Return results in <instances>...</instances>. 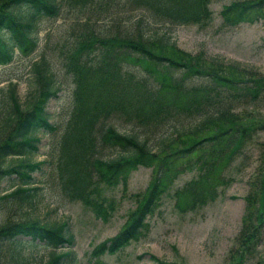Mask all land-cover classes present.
<instances>
[{
    "label": "rangeland",
    "instance_id": "1",
    "mask_svg": "<svg viewBox=\"0 0 264 264\" xmlns=\"http://www.w3.org/2000/svg\"><path fill=\"white\" fill-rule=\"evenodd\" d=\"M254 1L257 0H197V3L195 0H148L147 3L152 7L147 9L149 14L146 13L149 25L157 27L158 32L164 33L175 44L156 45L150 50L198 70L207 69L228 77H245L243 73H236L234 68L237 66L255 70L259 76H264V21L241 20L227 24L221 15V11L232 2L240 6ZM140 2L146 1L57 0L56 14L40 16L33 21L37 38L35 50L26 56L16 51L10 62L0 65L1 114L5 110L10 84H13L16 98L22 106L29 104L34 97L37 98V91L44 85L43 78L37 81L39 68L44 71L39 76L47 73L52 81V89H57L56 95L46 103L49 121L55 129L36 133L39 139L36 150L20 157H6L5 164L13 165L26 160L43 162L40 169L33 173L34 185L39 187L36 207L25 209V216L51 225H62L73 234L74 242L71 246L65 244L53 247L43 242L23 240L20 247L27 260L25 264H47L55 254L61 252H68V255L60 264H153L155 258L177 264H233L228 256L229 251L242 239H237L241 216L247 211L253 216L251 222L256 223L258 220L255 215L262 195L261 183L259 188H250L249 182L256 175L257 169L264 165L260 160L264 152V130L254 135L246 149V156L239 155L227 166L224 178L230 175L233 178L231 181L219 182L220 185H212L213 176L207 177L205 172L200 178L199 171L195 170L196 164L174 168L183 162L169 155L176 148V143L164 155V152L155 151L157 154H152L147 164H137L127 170L123 168L122 177L116 175L108 178L110 167L102 164L97 167L98 175L109 181H103L97 175H93L90 180L88 174L87 177H78L79 173L76 174L80 161H73L72 158L79 159L81 155L80 146L84 142L85 131L78 139L81 127L74 138L72 135L76 129H69L74 84L66 64V54H69L73 42L86 29H106L109 25L115 29L118 23L133 22L142 9H146ZM231 11L237 13L235 9ZM163 12L169 15L171 22L160 20L165 17ZM195 15L198 19L191 21ZM179 16L189 20L179 22L172 18ZM80 55L92 59L86 52H80ZM97 61L104 68V62L101 59ZM140 64L138 68L150 71L151 76L155 75L157 83L162 82L163 89L157 91L158 99L154 93L148 103L141 101L138 113L136 110L129 113L123 110L124 114L132 115L117 118L115 128L120 132L135 130L152 144L156 142L154 138L164 133L175 134L174 125L179 127L178 120L168 121L164 115V119L152 125L142 124L143 119L139 118H142L143 113L146 118L147 111L155 114L170 112L167 103L175 94V82L172 75L156 71L148 61ZM130 83L131 89L126 94L128 99H134L132 88L135 80ZM98 85L102 83L98 82ZM103 86L107 91L115 88L109 83ZM178 97L176 102L179 103H176L173 112L182 115L191 113L196 107L193 104H197V97L189 91L186 96ZM125 109L131 110L130 106ZM259 117L255 121H264V108L260 110ZM185 118V121L192 119L187 116ZM167 122L171 127H168ZM175 138L172 137V140ZM2 139L4 137L0 141ZM163 162H168L170 168L165 174H174L165 177V187L159 201L152 212L142 219V227L138 229L137 235L113 252L99 250L101 242L112 238L132 222L137 207L148 196L155 172ZM11 178L14 179L13 184L6 180L2 186L15 187L18 181L15 177ZM255 180L256 177L252 182ZM193 182H199L198 190L194 188ZM18 214L15 210H6L0 219L17 220ZM261 237L256 254L245 262L235 264H264V228ZM10 252L7 242L0 244V255L3 257L0 258V264L6 261L4 259H10Z\"/></svg>",
    "mask_w": 264,
    "mask_h": 264
},
{
    "label": "trees",
    "instance_id": "2",
    "mask_svg": "<svg viewBox=\"0 0 264 264\" xmlns=\"http://www.w3.org/2000/svg\"><path fill=\"white\" fill-rule=\"evenodd\" d=\"M145 1L140 4L146 9H142L133 22L118 23L119 26L115 29L111 25L106 29H86L73 42V48L70 49L69 54H66V64L74 84L69 129H76L72 135L74 138L79 126L81 127L78 139L83 136V130L85 131L84 142L80 146L82 156L80 155L79 159L72 158L73 161L74 159L80 161L76 174L79 173L78 177H87L88 174L91 180L93 175L99 176L97 167L105 165L110 167L108 178L116 175L122 177L123 168L127 170L137 164H147V160L153 157L152 154L164 152V155L170 150V146L176 143V148L169 152V155L183 162L176 164L174 168L181 169L182 166L186 168L196 164L198 170H195L199 171L200 178L203 172L207 177L213 176L212 185L231 181L232 175L224 178L227 166L239 155L246 156V149L254 135L264 130V121H255L256 117L260 119L259 112L264 108V76H259L255 70L237 66L234 68L236 73H243L245 77H228L206 71L207 69L198 70L151 51L150 48L156 45L174 46L175 44L164 33L158 32L157 27L149 25L147 9L152 7L147 3L148 0ZM195 1L197 3V0ZM236 2L230 3L221 11L224 22L233 24L241 20L264 21V0L240 6H237ZM57 5V0H0V64L10 62L16 51L26 56L35 50L37 38L34 35L33 21L40 16L56 14ZM232 9L237 10V13L231 11ZM244 11H246L245 14L241 15ZM163 15L165 17L160 20L171 22L169 15L165 12ZM151 18L153 19L154 16L152 15ZM172 18L179 22L184 19L189 20L182 16ZM197 19L198 16L195 15L191 21ZM80 52L88 53L92 59L82 57ZM99 59L104 62V68L100 67L97 61ZM146 61L151 67L156 68V71L172 75L175 82V94L167 103L170 112L155 114L147 111L146 118L143 113L142 118L139 119H143L142 124L155 125L166 115V120L177 119L179 124V127H176L177 124L174 125L175 134L165 135L164 133L154 138L156 142L152 144L147 138L140 137V133L135 130L120 132L115 128L117 118L132 115V113L124 114L123 110L126 113L136 110L138 113V104L141 101L148 103L154 93L158 99L157 91L163 89L162 82L157 83L155 75L151 76L150 71L138 68L141 67L140 63ZM37 65H35L36 71ZM42 72H44L43 69L39 68L37 81L43 78L44 85L37 91V98L34 97L29 104L22 106L16 98L13 84H10L5 110L2 114L0 113V138L4 137V140L0 141V215L10 209L19 213L17 220L0 219V244L7 242L11 249L10 259H4L6 261L3 264L26 263L27 260L23 257L20 247L24 243L23 240L28 239L31 243L43 242L53 247L65 244L70 246L74 242L73 234L66 231L62 225H51L25 216L26 210L36 207L39 187L34 185L36 182L33 173L40 169L43 162L26 160L13 165L5 164L6 157H20L35 151L39 140L35 136L36 133L51 132L55 129L49 121L46 103L50 97L56 95L57 89H52V81L47 73L39 76ZM175 72L178 74L175 75ZM134 80L132 91L135 97L128 99L126 92L130 91V82ZM98 82L102 85L99 86ZM108 83L115 88L107 91L103 84ZM188 91L197 97V104H193L196 107L189 114L173 112L176 103H179V101L176 102L179 99L178 95L186 96ZM128 106L131 110L125 109ZM185 116L192 119L185 121ZM168 127H171L170 123ZM172 137L176 138L172 140ZM193 153H196L195 156ZM260 160L264 163V152ZM159 167L160 169L153 177L148 196L137 207L132 222L112 238L101 242L98 246L99 250L113 252L125 246L129 239L137 235L138 229L142 227V219L144 220L145 216L152 212L154 205L159 201L165 187V177L174 174V172L165 174L170 171L168 162L161 163ZM11 177L17 179L16 186L3 187L2 182L6 180L9 184H13L14 179ZM255 177L256 180L252 182ZM99 178L109 181L100 176ZM261 178L263 179L260 181ZM193 183L194 188L198 190L199 182ZM260 183L262 195L255 215L258 220L256 223L251 222L253 216H250L247 211L241 216V227L237 239L240 237L242 239L229 251L228 256L233 264L245 262L254 256L262 240L264 165L261 169H257L249 185L250 188H259ZM71 190L72 187H70ZM200 200H202L201 195ZM67 255L68 252L55 254L47 264H60ZM0 258L3 259L1 255ZM155 259L153 264H177Z\"/></svg>",
    "mask_w": 264,
    "mask_h": 264
}]
</instances>
